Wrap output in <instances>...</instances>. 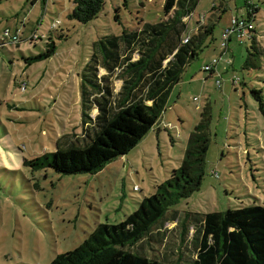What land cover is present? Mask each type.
Segmentation results:
<instances>
[{"label":"rangeland","instance_id":"obj_1","mask_svg":"<svg viewBox=\"0 0 264 264\" xmlns=\"http://www.w3.org/2000/svg\"><path fill=\"white\" fill-rule=\"evenodd\" d=\"M246 1L257 5L254 65L242 66L251 42L246 35L238 40L233 34L224 51L219 45L229 18L246 14L244 0H197L182 17L181 37L215 16L213 28L184 65L163 113L131 133L130 144L96 172L62 173L52 167L33 170L23 159L54 150L67 163L90 154L93 164L115 144L107 134L86 152L56 149L64 133L80 131V72L93 42L171 12H162L164 0H104L98 14L82 22L67 16L71 0H0V264H47L57 252L78 244L98 222L122 220L179 164L204 106L209 111L207 147L198 188L179 197L132 248L149 256L184 259L194 249L193 228L188 225L185 233L180 221L184 211L264 204V120L250 93L251 87L264 91V0ZM6 27L17 39L4 35ZM49 48L50 55L29 60ZM212 56L217 61L210 73L202 65ZM119 84L115 79V89ZM138 109L142 111L134 108L127 115L134 125L137 114L145 117ZM123 134L117 130L115 135ZM174 211L178 217L172 220Z\"/></svg>","mask_w":264,"mask_h":264},{"label":"trees","instance_id":"obj_2","mask_svg":"<svg viewBox=\"0 0 264 264\" xmlns=\"http://www.w3.org/2000/svg\"><path fill=\"white\" fill-rule=\"evenodd\" d=\"M71 1L67 16L86 22L98 14L104 0ZM196 2L164 0L162 12H171L164 19L146 21L137 28H123L119 34L104 35L93 42L92 52L80 72V131L64 133V139L57 143L56 149L86 152L96 148L94 146L108 134L115 142L108 156L90 164L93 157L87 154L85 160L82 154L78 161L71 158L67 163L68 159L61 161L53 150L24 158V164L33 170L52 167L62 173L96 172L130 144L131 133H138L143 123H152L159 117L184 65L213 28L215 16L209 17L207 23H199L186 40L181 37L185 31L182 17L192 11ZM244 4L250 7V10L246 8L244 16H251L253 21L257 5L246 0ZM213 8L211 4L209 11ZM222 10L223 7L220 8ZM247 32L251 42L246 49L243 67L254 65L257 53L254 26ZM52 51L53 48H49L29 57V60L44 58ZM100 68L104 71L100 72ZM115 79L120 80L117 89L114 87ZM250 93L264 120V91L260 87H251ZM134 108H142V111L138 110L145 116L144 119L138 114L134 117L139 121L137 125L127 116ZM208 119L209 111L204 106L199 113V121L187 137L179 164L171 169L167 178L156 184L152 193L142 196L136 208L120 221L98 222L78 244L57 252L47 264H264V204L257 203L202 213L184 211L180 217L184 232H187L188 225L193 228L191 240L194 249L187 258L182 259L178 255L175 260H168L132 248L150 233L151 227L164 217L179 197L198 188L207 147ZM121 124H126L127 129L121 128ZM117 130L124 134L115 135ZM177 217L174 211L171 219Z\"/></svg>","mask_w":264,"mask_h":264},{"label":"built area","instance_id":"obj_3","mask_svg":"<svg viewBox=\"0 0 264 264\" xmlns=\"http://www.w3.org/2000/svg\"><path fill=\"white\" fill-rule=\"evenodd\" d=\"M250 10V7L248 8ZM253 25L252 17L249 16L246 18L245 16H240L239 18L234 15L229 18L228 24L222 28L220 32L219 45L221 46L222 51H224L227 47L228 40L234 34L238 40L244 35H248L247 29ZM9 28H5L4 34L10 36L12 40L17 39V34H9ZM188 35L183 37V40H186ZM217 61V58L212 56L210 60L202 65V69L208 70V72L212 73L214 71V63ZM216 78L214 82L217 86L221 84L220 74L216 73ZM231 81L234 82L235 78L232 76Z\"/></svg>","mask_w":264,"mask_h":264}]
</instances>
